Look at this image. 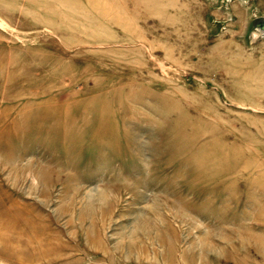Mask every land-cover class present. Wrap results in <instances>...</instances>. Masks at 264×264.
<instances>
[{"label": "rangeland", "instance_id": "374dc122", "mask_svg": "<svg viewBox=\"0 0 264 264\" xmlns=\"http://www.w3.org/2000/svg\"><path fill=\"white\" fill-rule=\"evenodd\" d=\"M256 1L0 0V264H264Z\"/></svg>", "mask_w": 264, "mask_h": 264}, {"label": "crops", "instance_id": "0c3cea01", "mask_svg": "<svg viewBox=\"0 0 264 264\" xmlns=\"http://www.w3.org/2000/svg\"><path fill=\"white\" fill-rule=\"evenodd\" d=\"M254 6L257 7L258 10V15L256 16V18H253L251 15V11H250L251 6L247 7L244 5L236 4L232 9L236 20V23L234 25L235 28H237V32H238L237 38L239 41H242L243 43V44L239 43V49H243L247 47L245 43L246 31H247V27L250 25L251 22H253L254 29H256L259 33L264 32L257 26V23L264 18V0H257L254 3ZM256 46L258 45L256 44Z\"/></svg>", "mask_w": 264, "mask_h": 264}, {"label": "bare ground", "instance_id": "6f19581e", "mask_svg": "<svg viewBox=\"0 0 264 264\" xmlns=\"http://www.w3.org/2000/svg\"><path fill=\"white\" fill-rule=\"evenodd\" d=\"M5 208V212L7 213L9 208L7 206H4ZM13 211L15 212L14 214L10 215V217L8 218V216L6 217V219L4 221H6V223H4L3 221V226H4V229H5V232L9 233L10 231L14 230L15 232H18L19 234H27V237L32 240V241H36V242H39L40 240H42L43 238H45L46 236H48L49 234L45 231V230H42L41 228L39 229H36L35 228V222H36V219L37 217L34 219V218H30L29 220L26 219V214L25 213H21L20 210L17 212L15 209H13ZM20 219L23 223L27 224V225H31L29 226L30 229L29 231H24L20 228H22L21 226H19V224H13V223H10L8 226L6 225L8 223V220L9 219ZM39 219V217H38ZM19 226V227H18ZM46 253H49V251H42V252H39L38 255L43 257L46 255Z\"/></svg>", "mask_w": 264, "mask_h": 264}, {"label": "water", "instance_id": "95a60500", "mask_svg": "<svg viewBox=\"0 0 264 264\" xmlns=\"http://www.w3.org/2000/svg\"><path fill=\"white\" fill-rule=\"evenodd\" d=\"M257 26L264 31V18L257 23Z\"/></svg>", "mask_w": 264, "mask_h": 264}, {"label": "built area", "instance_id": "2783aa9c", "mask_svg": "<svg viewBox=\"0 0 264 264\" xmlns=\"http://www.w3.org/2000/svg\"><path fill=\"white\" fill-rule=\"evenodd\" d=\"M264 33V32H263Z\"/></svg>", "mask_w": 264, "mask_h": 264}]
</instances>
